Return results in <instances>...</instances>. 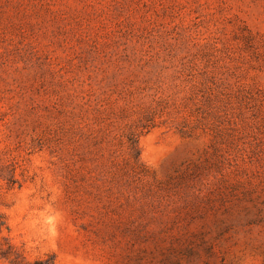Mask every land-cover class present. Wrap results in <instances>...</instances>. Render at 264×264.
Wrapping results in <instances>:
<instances>
[{"label": "rangeland", "instance_id": "rangeland-1", "mask_svg": "<svg viewBox=\"0 0 264 264\" xmlns=\"http://www.w3.org/2000/svg\"><path fill=\"white\" fill-rule=\"evenodd\" d=\"M0 220V264H264V0H0Z\"/></svg>", "mask_w": 264, "mask_h": 264}, {"label": "trees", "instance_id": "trees-1", "mask_svg": "<svg viewBox=\"0 0 264 264\" xmlns=\"http://www.w3.org/2000/svg\"><path fill=\"white\" fill-rule=\"evenodd\" d=\"M4 225H5V222L0 220V231L3 229ZM1 254H2V257L9 258L11 256V250L10 249L9 250H2ZM12 262L15 264H18V262L15 260L14 261L12 260Z\"/></svg>", "mask_w": 264, "mask_h": 264}]
</instances>
